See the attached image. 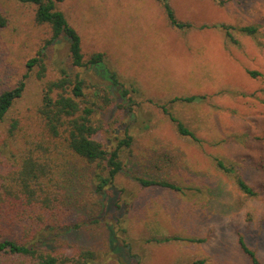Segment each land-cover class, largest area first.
Listing matches in <instances>:
<instances>
[{
  "label": "rangeland",
  "instance_id": "374dc122",
  "mask_svg": "<svg viewBox=\"0 0 264 264\" xmlns=\"http://www.w3.org/2000/svg\"><path fill=\"white\" fill-rule=\"evenodd\" d=\"M175 18L191 24L172 28L155 0H68L56 4L81 39L83 58L104 55L112 85L92 68L73 70L69 41L51 39L48 25L34 20L35 7L0 0V93L24 81L0 125L18 128L12 151L41 131L37 108L46 81L59 67L79 72L101 125L97 139L108 148L130 136L121 152L124 169L112 189L88 202L92 168L75 160L78 189L71 197L64 231L53 230L51 248L71 257L90 251L89 264H264V0H169ZM234 28L236 45L213 25ZM257 27L256 35L238 29ZM202 26L210 28L201 29ZM42 52L44 77L27 62ZM248 72H256L251 77ZM102 90L111 103L97 100ZM127 91V93H124ZM199 97L188 102L182 98ZM163 107L197 138L180 136ZM222 161L231 174L216 166ZM134 176L180 188L142 187ZM236 176L258 191L241 193ZM106 196V198H105ZM0 264H19L0 255ZM67 264H73L68 262ZM76 264V263H75ZM78 264H81L80 260Z\"/></svg>",
  "mask_w": 264,
  "mask_h": 264
},
{
  "label": "trees",
  "instance_id": "16d2710c",
  "mask_svg": "<svg viewBox=\"0 0 264 264\" xmlns=\"http://www.w3.org/2000/svg\"><path fill=\"white\" fill-rule=\"evenodd\" d=\"M25 5L35 7L34 20L38 25H48L51 39L54 41L65 36L69 41V60L73 70H99L102 78L112 85L118 83L117 76L104 64V55L94 53L85 61L81 49V39L77 31L67 22L64 14L57 10L56 4L68 0H18ZM161 4L169 25L181 32L189 30V23L178 21L169 4V0H155ZM2 25V19L0 18ZM210 28L202 26L201 29ZM223 31L226 42L236 45L233 37V27L228 25H213ZM246 36H255L257 27L249 25L238 29ZM37 66L38 77H44L45 65L42 52L27 62V68ZM251 77L258 75L248 72ZM24 81L16 87L0 93V125L13 103L24 91ZM85 82L79 72L68 71L59 67L58 77L46 81L42 88L41 103L37 108L41 131L33 138L25 139L20 148L12 151L9 140L13 138L18 124L13 120L7 130L6 141L0 142V255H9L19 264H89L94 261L90 251L79 252L71 257L50 247L53 240V230L64 231L74 224L68 223L70 213L67 206L71 197L78 189V179L75 175V160H82L92 168L88 202L95 205L96 198L102 197L112 189L115 179L123 171L124 165L121 152L129 149L132 138L126 136L116 147H105L97 135L101 125L94 118L95 104L85 93ZM127 93V91H124ZM109 92L102 90L97 94V100L108 106L111 103ZM199 97L182 98V101H196ZM164 113L167 114L163 107ZM170 121L174 123L180 136L189 137L198 142L195 135L181 122L169 113ZM264 142V135L262 137ZM216 166L225 173L231 174V168L217 160ZM142 187L156 186L173 191L180 188L166 181L149 180L133 177ZM236 185L241 193L249 197L258 195V191L250 187L242 178L236 176ZM264 191V183L261 186ZM106 198V196H105ZM239 244L252 264H258L254 253L247 248L242 238Z\"/></svg>",
  "mask_w": 264,
  "mask_h": 264
}]
</instances>
